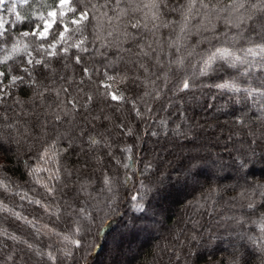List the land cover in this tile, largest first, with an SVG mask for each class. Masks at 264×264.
<instances>
[{
	"label": "snow or ice",
	"instance_id": "snow-or-ice-1",
	"mask_svg": "<svg viewBox=\"0 0 264 264\" xmlns=\"http://www.w3.org/2000/svg\"><path fill=\"white\" fill-rule=\"evenodd\" d=\"M17 3L31 14L22 15ZM5 4L15 19L10 24L0 16V155L6 159L0 162V194L20 203L13 207L0 199V214L29 231L0 228V243L11 241L0 264H96L98 258L99 264H131L140 254L132 241L142 232L151 237L140 222L167 203L192 210L186 217L190 227L174 231L163 247L155 245L151 264H264V0H0V8ZM27 21L26 30L12 31ZM201 45L208 47L198 51ZM221 69L235 74L213 83L201 79ZM203 88L227 98L214 104L217 94L211 95L202 111L214 116L229 103L242 106L230 113L232 126L247 129L250 137L226 165L224 178L234 194L223 207L230 213L220 210L221 188L211 182L225 165L202 154L192 133L193 127L209 132L216 125L195 117L190 124L184 108L186 102L200 103L197 92ZM125 109L135 120L155 121L160 131L149 124L144 135L169 138L170 132L192 145L179 168L165 171L170 161L158 156L156 164L138 169L133 146L114 145L105 121L123 136L142 138L123 118ZM177 113L184 127L173 121L169 128ZM97 122L105 132L95 131ZM80 153L79 167L63 162ZM14 159L23 164L31 187L5 174ZM114 166L125 170L122 177ZM89 169L100 172L98 187L86 175ZM149 175L157 178L154 183L142 179ZM121 187L133 189L125 213L118 211ZM187 189L200 194L180 201ZM25 204L39 214H25ZM202 212L209 223L196 219ZM112 215L120 216L123 231L105 224ZM8 247L3 244L0 255Z\"/></svg>",
	"mask_w": 264,
	"mask_h": 264
},
{
	"label": "trees",
	"instance_id": "trees-1",
	"mask_svg": "<svg viewBox=\"0 0 264 264\" xmlns=\"http://www.w3.org/2000/svg\"><path fill=\"white\" fill-rule=\"evenodd\" d=\"M9 2H11V0H9ZM6 8H7V4L3 6L2 13L3 16L11 24V22L14 21L15 16L14 14L6 11L5 10ZM16 8L17 11H19L22 15H30L32 11V9H30L28 6L21 4H17ZM169 15L172 16L173 18H177V14L175 13H171ZM29 23L31 22L27 21L23 24H17L12 29V31L26 30ZM162 31L165 34H167L169 30L165 29ZM196 39L197 37L193 36L190 42H194ZM207 47L208 45H201L200 48L197 50L201 51L206 49ZM110 55H112V53H110ZM121 67L123 68V65H121ZM234 74H235V70L221 69L214 75L210 77H204L201 79L205 83H213L219 81L221 77L228 78V76ZM257 75H259V73H257ZM213 94H217L216 89L203 88L201 90H198L197 95L201 97L200 103L198 104L195 101H193L192 103L186 102L184 104V108L186 109V114L190 118L189 119L190 124L194 123V121L191 118L195 117V121H199L201 124L214 123L216 125L215 129L209 132H204L203 129L193 127L192 133L194 136L199 137V139L196 141V144L197 147L201 149L202 154L204 155L211 154L214 158L219 159L222 162V164L225 165L223 170L219 171L218 175L214 177L211 182L221 188V196L223 197V200L220 201V204L222 206L220 210L223 212L230 213L231 211H233L232 209L223 207V202L225 200H228V198L234 194L232 189L229 187L230 182L224 178L227 176V174L230 171L226 167V165L231 163L230 154L235 155L237 149H243L247 147L246 141L250 139V137L247 135L248 132L247 129L232 126V116L230 113L233 111L234 108H239L242 106H236L229 103L227 110L225 112L215 113L214 116L211 114V110H209L208 113L202 111V106L210 102L208 98ZM226 98H227V94L223 96L217 94V99L216 101H213V103L224 104ZM100 107H104L106 114L112 115L111 109L106 108L103 104H101ZM173 107L175 108L177 107V105L174 104ZM169 111H172V109H170ZM97 113L99 114V108H97ZM9 115L12 114L9 113ZM117 115H121V114H117ZM122 115L125 120L131 121V126L141 134L142 137L141 139L137 140L135 136L132 137L123 136L119 134L118 129H116L113 126V124H109L107 121H105L104 123L107 124L108 128L111 129L110 134L113 136L114 145H118L119 147H124L126 145L133 146L132 155L133 158L138 162L137 163L138 169L142 168L143 164L149 161L156 164L158 162L157 159L158 156H162L164 158V161H170V164L169 163L163 164L165 171L170 172L172 171V168L180 167V165L184 162V157L186 156L188 149L192 147L191 144H188L187 141L181 142L176 140L175 138H171L170 132H169V138L171 139L165 138L163 136L157 138V137L144 135L142 130L145 127H148L149 124H151L153 128H155V130L160 131V129L156 126L154 120H148V121L135 120L134 118L128 115L126 109L123 111ZM167 115L168 114L163 111L159 112V116L166 117ZM249 115L251 116L252 113L250 112ZM178 117H179V113H177L175 116L172 117L171 120H169V125H168L169 128L174 127L173 121L180 122L182 128L184 127L183 122H181L178 119ZM99 123L100 122H97V128L95 129V131L105 132V129L103 127H100ZM113 123H115V121ZM252 127L253 130L260 131L259 129H256L255 125H253ZM229 135L233 136V139L231 141L226 139ZM157 139H159V143H157ZM184 145H187V147H185ZM116 154L118 158L123 160L124 158L123 153L117 152ZM83 159H84L83 153H80L79 155L70 154L63 162L69 168H77L79 167ZM0 162L6 163L5 157L2 155H0ZM6 167H7V171L5 174L8 177H10L13 182L19 183L25 188L31 187V185L28 183V177L25 175L26 169L23 167L22 163L14 159L12 163L6 164ZM114 171L120 177H122L125 172L124 169L119 168L117 166H114ZM213 171H218V169L213 168ZM86 175H88L90 178H93L95 180L97 187L100 185V180H101L100 172L93 173L92 170L89 169ZM175 175L176 173H173L174 177ZM259 178H260V173L258 172L256 179ZM142 179L145 180V183H154L157 178L155 176L149 175L142 177ZM201 184H204L205 188L207 187V183L204 181L203 178H201ZM132 191L133 189L131 188H124V187L120 188V193H119L120 199L118 204V211L120 213H125L128 211V194H130ZM199 194H200L199 191L194 193L192 189H187L184 190L181 195H179V200L180 201L191 200L193 199L194 195H199ZM0 199H4L5 203L13 207L16 204L20 203L18 198L4 196L3 194H0ZM22 211H24L25 214L28 215H38L40 212L39 209L33 210L32 206H29L27 204H25V207L24 209H22ZM208 211H212V209L209 208ZM191 212L192 210L190 208H186L183 203H167L164 205L162 209L157 210V215L154 218H148L140 222L141 227L147 226L149 232L151 233V237H149V234L147 232H142L137 240L132 241L131 243L132 250L134 252L138 251L140 252V254L138 255L137 259L132 260L131 264H151L152 257L150 253L153 252L154 246L159 244L161 247H163L164 243H166L171 239V235L174 231L181 228L190 227V225L186 223V217ZM169 217H171V219H169ZM196 219H198L201 224H207L211 220V217L202 212L196 217ZM105 224L108 225V227H110L111 229L115 230L116 232L123 231L119 215L109 216L105 221ZM59 227L62 229L63 225H59ZM0 228H6L9 232L24 234V235H27L29 231L27 229H24L19 224V222L15 221L6 214H0ZM94 236H95V230L93 231V234L89 235L87 238L89 241L94 242ZM29 239L34 240L35 238L29 236ZM40 242L41 241H37V243ZM47 243L48 241L46 239H43V244H47ZM3 244H7L9 247L3 249V254L0 255V259H2L3 255H6L11 248V241L3 240L2 243H0V248L3 247ZM141 245H143L142 249H140ZM131 255L132 253L130 252L129 257H131ZM96 264H99V258L97 259ZM161 264H163V262H161ZM199 264H205L204 260H201Z\"/></svg>",
	"mask_w": 264,
	"mask_h": 264
},
{
	"label": "rangeland",
	"instance_id": "rangeland-1",
	"mask_svg": "<svg viewBox=\"0 0 264 264\" xmlns=\"http://www.w3.org/2000/svg\"><path fill=\"white\" fill-rule=\"evenodd\" d=\"M17 4H19V3H17ZM17 4H16V5H17ZM2 9H3V8H0V16H3V13H2L3 11H2ZM3 17H4V16H3Z\"/></svg>",
	"mask_w": 264,
	"mask_h": 264
}]
</instances>
